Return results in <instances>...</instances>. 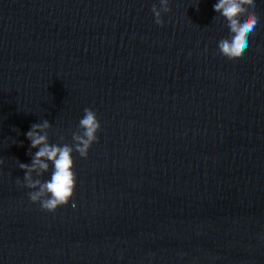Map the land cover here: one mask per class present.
<instances>
[{
	"label": "water",
	"instance_id": "1",
	"mask_svg": "<svg viewBox=\"0 0 264 264\" xmlns=\"http://www.w3.org/2000/svg\"><path fill=\"white\" fill-rule=\"evenodd\" d=\"M214 3L0 0V264H264V0L231 58ZM86 108L101 128L85 158ZM44 120L74 149L55 212L19 166Z\"/></svg>",
	"mask_w": 264,
	"mask_h": 264
},
{
	"label": "clouds",
	"instance_id": "2",
	"mask_svg": "<svg viewBox=\"0 0 264 264\" xmlns=\"http://www.w3.org/2000/svg\"><path fill=\"white\" fill-rule=\"evenodd\" d=\"M166 3V0H162ZM254 5L255 0H216L213 10L220 13L227 21L228 34L218 41L220 52L226 57H239L248 44V34L252 33L258 23V16L252 10L245 11L244 5ZM155 23L162 25L160 12L153 9ZM85 114L80 120L84 129L82 136H75L78 141L75 150L81 157H87L91 144L98 140L96 133L101 128L97 113L91 108L84 110ZM51 125L47 120L42 123H33L25 133L30 141V147L36 149L32 154L31 163H20V168L25 172L27 187L39 188L38 191L29 193L32 202H40L42 210L55 212L57 208L69 204L75 194L77 186L76 173L73 171L75 161L73 147L67 144L58 145L48 141L45 129ZM39 169L40 173L51 171L50 179L43 181L32 180L31 173ZM45 193L46 199L40 200ZM74 206V205H73Z\"/></svg>",
	"mask_w": 264,
	"mask_h": 264
}]
</instances>
